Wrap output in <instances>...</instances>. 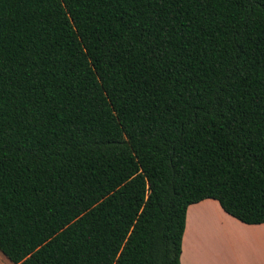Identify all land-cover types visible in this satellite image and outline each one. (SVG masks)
<instances>
[{
  "label": "trees",
  "instance_id": "16d2710c",
  "mask_svg": "<svg viewBox=\"0 0 264 264\" xmlns=\"http://www.w3.org/2000/svg\"><path fill=\"white\" fill-rule=\"evenodd\" d=\"M264 224V0H0V252L181 264L186 212Z\"/></svg>",
  "mask_w": 264,
  "mask_h": 264
},
{
  "label": "crops",
  "instance_id": "0c3cea01",
  "mask_svg": "<svg viewBox=\"0 0 264 264\" xmlns=\"http://www.w3.org/2000/svg\"><path fill=\"white\" fill-rule=\"evenodd\" d=\"M181 264H264V224L245 225L211 199L190 205ZM0 264H13L0 252Z\"/></svg>",
  "mask_w": 264,
  "mask_h": 264
},
{
  "label": "rangeland",
  "instance_id": "374dc122",
  "mask_svg": "<svg viewBox=\"0 0 264 264\" xmlns=\"http://www.w3.org/2000/svg\"><path fill=\"white\" fill-rule=\"evenodd\" d=\"M230 216V215H229Z\"/></svg>",
  "mask_w": 264,
  "mask_h": 264
}]
</instances>
